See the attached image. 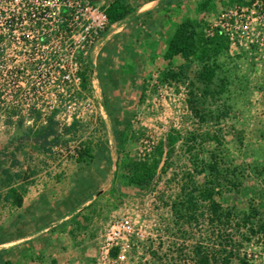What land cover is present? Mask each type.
<instances>
[{
	"label": "rangeland",
	"instance_id": "rangeland-1",
	"mask_svg": "<svg viewBox=\"0 0 264 264\" xmlns=\"http://www.w3.org/2000/svg\"><path fill=\"white\" fill-rule=\"evenodd\" d=\"M204 1L129 0L136 11L96 45L90 66L107 140L92 160H73L66 140L54 154L41 152L40 126L22 120L0 126V260L23 264L21 209L5 201L10 171L23 175L17 183L26 186L30 224L72 208V244L88 241L99 252L109 225L129 218L138 236L119 264H197V251L216 245L237 248L231 264H264V229L252 234L240 223L253 207L259 211L253 228L264 223V0H211L215 8L199 12ZM187 19L199 24L204 41L225 40L223 52L167 62V40ZM246 26L251 35L242 39ZM205 67L215 71L211 82ZM162 144L151 184L130 185L129 166L152 161ZM209 194L233 212L231 222L212 225ZM27 243L29 264L45 263L46 250Z\"/></svg>",
	"mask_w": 264,
	"mask_h": 264
},
{
	"label": "built area",
	"instance_id": "built-area-1",
	"mask_svg": "<svg viewBox=\"0 0 264 264\" xmlns=\"http://www.w3.org/2000/svg\"><path fill=\"white\" fill-rule=\"evenodd\" d=\"M109 29L105 9L89 0H0V126L22 120L43 130L54 119L73 160L85 149L93 155L107 138L90 61ZM250 35L248 26L239 33ZM58 150L61 144L50 154ZM137 236L129 218L113 221L102 236L99 264L123 262Z\"/></svg>",
	"mask_w": 264,
	"mask_h": 264
},
{
	"label": "trees",
	"instance_id": "trees-1",
	"mask_svg": "<svg viewBox=\"0 0 264 264\" xmlns=\"http://www.w3.org/2000/svg\"><path fill=\"white\" fill-rule=\"evenodd\" d=\"M237 1L241 3V0H233V3ZM215 7L212 5L211 0H205L198 6L199 12H205L213 10ZM106 14L109 18L110 28L117 23L122 22L130 14L134 13L136 9L130 6L129 0H115L107 8H105ZM199 24L196 21L187 19L186 21L176 25L174 34L167 40V49L164 55V59L167 62H172L176 58H181L185 61L192 59L204 60L203 56H218L226 48V41L223 39H214L211 41H204L203 34L198 29ZM209 42V43H208ZM204 73L209 75V82L212 81L215 71L210 67H205ZM77 125H73L66 132L71 133L75 131ZM61 139L57 133V124L54 119L49 121V125L46 129H43L38 133L35 143L37 144L39 150L45 154H50L52 152V147L60 144ZM169 146L173 147L175 145V140L172 137L169 138ZM162 144L156 152V155L152 161L147 162H135L129 166L131 171V177L129 178V184L135 185L140 188H144L151 184L156 171L159 169L160 161L157 158L163 157ZM92 160V151L90 149H85L79 154L77 162L83 164L87 160ZM4 185L8 189V193L5 196V201L7 203L13 202V204L18 208H23L24 205V193L26 192V186L17 183L23 178L21 173H11L10 171H5ZM209 221L212 225H219L225 222H231L234 219V214L231 210L224 209L220 204H218L212 194H209ZM249 214L244 215V219L240 221L242 225H251L252 234L261 232L264 229V223L256 228L253 221L258 217L259 211L256 208H251ZM198 222V219H197ZM219 245L214 246L212 249H200L197 251V264H231V260L234 258L237 252L236 247H222L218 249ZM0 264H13L10 261L0 260ZM241 264H249L248 262H243Z\"/></svg>",
	"mask_w": 264,
	"mask_h": 264
},
{
	"label": "crops",
	"instance_id": "crops-1",
	"mask_svg": "<svg viewBox=\"0 0 264 264\" xmlns=\"http://www.w3.org/2000/svg\"><path fill=\"white\" fill-rule=\"evenodd\" d=\"M103 1H109V4L105 7L107 8L115 0H99L100 3ZM94 4L98 5V3ZM102 178H104V176H102ZM97 179L99 178L97 177ZM81 197L82 199L85 198L83 193ZM31 210L32 209H30L27 204V198H24V205L20 211L23 228L20 231L21 237L17 243L23 264H29L27 250L30 244L27 242L31 239H33L32 244L36 249L38 248L41 252L46 250L47 252L46 262L37 264H49L48 261L51 264H53V262L55 264H89L88 256L90 254L91 258L94 260L92 264H99L97 249H93L88 241L78 245L68 241L67 232L70 229L68 221L72 210L71 207L68 209L67 206H65V209H60L59 211H49L44 217L42 216L39 219L35 218L34 221H32L34 222L33 224L29 223V214ZM54 226H57V228L54 229ZM51 229L54 230L50 231ZM62 232L66 233L62 234ZM47 241H49L48 243L50 244L48 247H46ZM9 261L13 262L12 259H9Z\"/></svg>",
	"mask_w": 264,
	"mask_h": 264
}]
</instances>
